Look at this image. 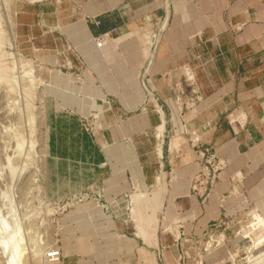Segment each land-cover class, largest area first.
Segmentation results:
<instances>
[{
    "label": "rangeland",
    "instance_id": "1",
    "mask_svg": "<svg viewBox=\"0 0 264 264\" xmlns=\"http://www.w3.org/2000/svg\"><path fill=\"white\" fill-rule=\"evenodd\" d=\"M88 6L0 0V264H255L264 115L220 133L222 87L167 21L123 8L98 48ZM83 135L104 170L71 162Z\"/></svg>",
    "mask_w": 264,
    "mask_h": 264
},
{
    "label": "crops",
    "instance_id": "2",
    "mask_svg": "<svg viewBox=\"0 0 264 264\" xmlns=\"http://www.w3.org/2000/svg\"><path fill=\"white\" fill-rule=\"evenodd\" d=\"M88 4L86 12L101 22L100 27L90 24V30H86L82 20L78 21L83 29L80 36L88 40L110 29H120L124 19L129 18L121 14L126 7L139 19L149 16L167 21L171 36L185 39L186 46L180 52L190 60L193 55L198 57L208 76L222 87L218 88L215 111L220 133L229 116L252 120L253 116L264 115V0H88ZM196 32H200L204 44H187ZM227 126L230 135H235V129L242 130L239 125L234 129L230 122ZM83 138L88 156L71 162L92 172L104 170L106 163L104 157H99V147L88 135Z\"/></svg>",
    "mask_w": 264,
    "mask_h": 264
},
{
    "label": "bare ground",
    "instance_id": "3",
    "mask_svg": "<svg viewBox=\"0 0 264 264\" xmlns=\"http://www.w3.org/2000/svg\"><path fill=\"white\" fill-rule=\"evenodd\" d=\"M158 129V128H157ZM160 130L162 131V127L160 126ZM158 131V130H157ZM162 134V133H161ZM159 135V134H158ZM159 137V136H158ZM172 145V144H171ZM172 149V147L170 148V150ZM161 154V153H160ZM7 242H5V243H2V246L5 248L6 246H7ZM17 251V250H16ZM17 253V252H16ZM16 253H14V255L16 254ZM254 255V254H253ZM12 257V256H11ZM253 257V256H252ZM11 259V258H10ZM252 259V258H251ZM14 260V259H13ZM255 264H257V261H259V263L258 264H264V250L262 251V252H259V253H256L255 254ZM12 261V260H11ZM253 261V260H252ZM250 262H251V260H250Z\"/></svg>",
    "mask_w": 264,
    "mask_h": 264
},
{
    "label": "built area",
    "instance_id": "4",
    "mask_svg": "<svg viewBox=\"0 0 264 264\" xmlns=\"http://www.w3.org/2000/svg\"><path fill=\"white\" fill-rule=\"evenodd\" d=\"M89 23L92 24V25H94V26L97 27V28L101 26V22H100V20L95 19V18L92 19ZM109 34H110V33L103 34L102 36H99V37H97V38L95 39V40L98 41V43H97V47H98V48H99V44H100V42H101V39L104 38V37H108Z\"/></svg>",
    "mask_w": 264,
    "mask_h": 264
}]
</instances>
